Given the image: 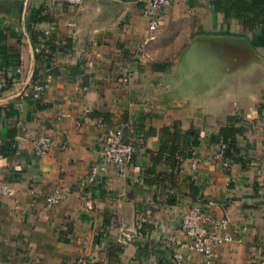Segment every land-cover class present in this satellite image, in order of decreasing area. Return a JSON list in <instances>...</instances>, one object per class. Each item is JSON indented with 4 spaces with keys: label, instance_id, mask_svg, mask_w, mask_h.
Returning <instances> with one entry per match:
<instances>
[{
    "label": "crops",
    "instance_id": "obj_1",
    "mask_svg": "<svg viewBox=\"0 0 264 264\" xmlns=\"http://www.w3.org/2000/svg\"><path fill=\"white\" fill-rule=\"evenodd\" d=\"M212 1L173 0L150 30L143 0H0V71L14 56L21 67L0 92V178L15 190L0 206V264H170L193 205L226 216L232 239L211 263L183 250L184 264L264 255V36ZM47 22L63 42L42 66L34 39ZM221 52L231 61L225 81ZM46 68L49 88L30 96L34 71ZM115 125L133 160L85 185ZM226 126L236 131L224 166L215 153ZM40 132L56 141L43 156L33 150ZM55 193L66 197L46 205Z\"/></svg>",
    "mask_w": 264,
    "mask_h": 264
},
{
    "label": "built area",
    "instance_id": "obj_2",
    "mask_svg": "<svg viewBox=\"0 0 264 264\" xmlns=\"http://www.w3.org/2000/svg\"><path fill=\"white\" fill-rule=\"evenodd\" d=\"M144 8L143 15L147 19L148 28L156 30L161 26L164 19V8L168 6L173 0H143ZM54 3H65L74 6H80L84 0H52ZM42 32V43L47 39H53L55 44H62L60 38H55L58 34L55 25L52 22H47ZM44 51L51 52L49 47L42 45ZM47 68L42 72L43 77L36 80L32 79L28 94L32 97H39L50 86V78ZM21 67L15 68V73H19ZM46 71V72H45ZM16 79V78H15ZM13 79L12 83H14ZM127 78H124L126 80ZM9 86L4 74L0 71V92ZM56 145L55 139L45 132H40L33 141L34 154L43 156L49 153ZM230 150L229 145L225 142H220L215 153V157L222 161L224 166H227L228 159L226 151ZM135 153V148L132 143L125 141L123 138V129L120 125L109 126L106 129L105 137L101 147V159L90 166L85 180V185L92 184L96 178L106 172L108 167L115 166L123 168L131 164ZM199 158H194L192 167L196 168ZM14 188L8 182H4L0 178V206L5 197H12L14 195ZM66 196L64 194H51L45 197L46 205H52L63 200ZM208 207H215L223 203L214 200L204 202ZM229 226V219L224 216L221 218H210L204 211L201 205L191 206L181 216L180 229L186 236L184 240L176 241V249L171 254L170 264H184L183 250L195 251L200 253L206 263H211L215 258V247L221 243L230 241L232 239L226 231ZM77 264H100L99 261L90 258H79ZM250 264H264V255L258 259L250 262Z\"/></svg>",
    "mask_w": 264,
    "mask_h": 264
},
{
    "label": "trees",
    "instance_id": "obj_3",
    "mask_svg": "<svg viewBox=\"0 0 264 264\" xmlns=\"http://www.w3.org/2000/svg\"><path fill=\"white\" fill-rule=\"evenodd\" d=\"M212 5L214 9L222 12L226 17H230L237 13H243L244 26L249 28L258 26V31H260L264 36V0H213ZM35 36L36 38L34 39V42H36V44L42 41V32L36 31ZM67 40L68 39H66V42L62 47H67ZM43 45H45V47H49L51 52L47 53L44 51V48L41 47L36 51V58L38 62L43 64L42 66H47L49 65V61H52L51 53L57 48L58 44H55L53 39H47ZM14 58L15 59L13 61L4 60V62L2 63V66L5 68L4 76L7 79L9 85L12 84L13 79L17 78V73H15V69L14 67L12 68V66H17L19 64V61L18 59H16L17 56H14ZM43 75L44 74H42L40 70L36 69L32 75V79L36 80L43 77ZM232 119L233 118H230V120ZM235 131L236 129L232 126L220 128L218 131L219 139L220 136H223L222 141L227 143L230 148V150L226 151V157H228V155L231 153V148L233 146L225 140L228 137H232ZM188 134L194 135V132L190 131L188 132Z\"/></svg>",
    "mask_w": 264,
    "mask_h": 264
},
{
    "label": "rangeland",
    "instance_id": "obj_4",
    "mask_svg": "<svg viewBox=\"0 0 264 264\" xmlns=\"http://www.w3.org/2000/svg\"><path fill=\"white\" fill-rule=\"evenodd\" d=\"M225 54H227V53H224V52H221V53H219V55H220V57H219V72H218V76H217V78L219 79V80H224L225 81V79H224V77H225V75H226V73L224 72V67H230L231 66V64H230V59H229V57H228V55H225ZM222 71H223V73H222Z\"/></svg>",
    "mask_w": 264,
    "mask_h": 264
},
{
    "label": "water",
    "instance_id": "obj_5",
    "mask_svg": "<svg viewBox=\"0 0 264 264\" xmlns=\"http://www.w3.org/2000/svg\"><path fill=\"white\" fill-rule=\"evenodd\" d=\"M215 39L217 40H223V41H236L237 39L229 37V36H220V37H216Z\"/></svg>",
    "mask_w": 264,
    "mask_h": 264
}]
</instances>
